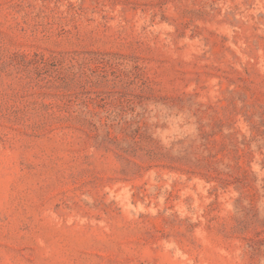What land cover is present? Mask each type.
<instances>
[{
  "label": "rangeland",
  "instance_id": "1",
  "mask_svg": "<svg viewBox=\"0 0 264 264\" xmlns=\"http://www.w3.org/2000/svg\"><path fill=\"white\" fill-rule=\"evenodd\" d=\"M0 264H264V0H0Z\"/></svg>",
  "mask_w": 264,
  "mask_h": 264
}]
</instances>
